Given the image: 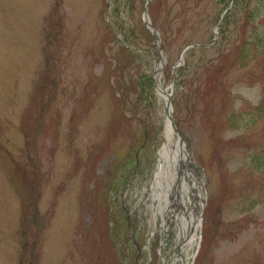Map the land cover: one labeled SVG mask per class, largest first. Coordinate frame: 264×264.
I'll list each match as a JSON object with an SVG mask.
<instances>
[{"label":"rangeland","instance_id":"374dc122","mask_svg":"<svg viewBox=\"0 0 264 264\" xmlns=\"http://www.w3.org/2000/svg\"><path fill=\"white\" fill-rule=\"evenodd\" d=\"M144 1L0 0L2 106L17 125L18 100L28 104L27 119L19 121L27 133L0 135V264H121L109 213L123 220L119 253L128 263H146L141 249L148 238L146 264H162L154 255L164 236L159 220L150 236V207L140 193L138 217L132 216L139 199L120 187L132 169L120 168L128 151H138L133 175L141 185L163 140V101L153 82L159 56L143 20ZM225 6L226 0H150L151 18L173 39L163 88L183 41L209 43ZM231 11L230 20L242 19L237 7ZM120 41L133 52L122 55ZM233 41L234 34L219 33L215 44L189 49L191 62L178 71L170 96L189 156L206 178L205 234L192 264H264V168L253 160L264 154V106L257 107L264 92L254 63L236 64ZM20 49L23 61L13 53L5 77V57ZM111 175L108 212L100 197ZM100 203L101 210L93 207ZM169 251L162 246L161 253Z\"/></svg>","mask_w":264,"mask_h":264},{"label":"bare ground","instance_id":"6f19581e","mask_svg":"<svg viewBox=\"0 0 264 264\" xmlns=\"http://www.w3.org/2000/svg\"><path fill=\"white\" fill-rule=\"evenodd\" d=\"M167 116V114H165ZM167 120V118H165ZM172 126L169 121L164 122V136H165V144L164 148L166 149V145L168 149L170 147L168 144L171 145L172 138H173V131ZM172 156L165 155L164 151H158V157L156 167L154 168L153 176L151 179V192L155 190L158 191V201L166 202L169 193L174 191V195L177 199L186 204V193L189 190L190 186L194 183L192 180H188L185 171H187L184 167L186 164V160H184L183 156L178 154L177 151V143L174 142L172 144ZM180 162L182 164H180ZM161 204L158 203L157 207Z\"/></svg>","mask_w":264,"mask_h":264},{"label":"trees","instance_id":"16d2710c","mask_svg":"<svg viewBox=\"0 0 264 264\" xmlns=\"http://www.w3.org/2000/svg\"><path fill=\"white\" fill-rule=\"evenodd\" d=\"M244 1V28L239 30L236 48V64L244 66L253 62L260 70L264 79V3L263 0H237ZM254 1V2H253ZM253 30L251 27L255 23ZM264 168V154L253 157Z\"/></svg>","mask_w":264,"mask_h":264},{"label":"water","instance_id":"95a60500","mask_svg":"<svg viewBox=\"0 0 264 264\" xmlns=\"http://www.w3.org/2000/svg\"><path fill=\"white\" fill-rule=\"evenodd\" d=\"M147 18H148V16H147Z\"/></svg>","mask_w":264,"mask_h":264}]
</instances>
